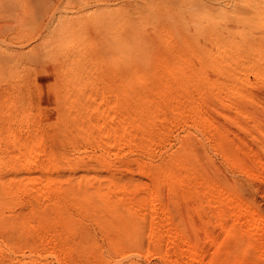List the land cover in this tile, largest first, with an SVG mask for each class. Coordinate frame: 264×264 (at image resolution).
Masks as SVG:
<instances>
[{
  "label": "bare ground",
  "instance_id": "bare-ground-1",
  "mask_svg": "<svg viewBox=\"0 0 264 264\" xmlns=\"http://www.w3.org/2000/svg\"><path fill=\"white\" fill-rule=\"evenodd\" d=\"M262 5H264V1L256 5L255 11L251 15L252 20L258 24L264 21L259 10ZM96 10L91 15V19H96L95 24H97L94 26L96 28L97 26L104 27L106 24L107 27V24L116 23L114 27L118 25L115 27L117 30L120 25L117 23L124 22L125 25L127 22L128 14L125 12L124 15L121 13L111 15L110 12H105L106 9ZM113 11L115 12V10ZM195 14V16L198 15L197 17H209L203 8ZM74 21L71 19L72 24L67 23V21L64 22V25L61 24L59 29H56L58 31L56 33L58 34L57 38L47 44L48 49L51 50L50 53L61 52L62 54L63 52V56L65 55L64 52L70 53V56H67V62L63 59L62 61L65 60L64 64L60 63V68L56 69L58 77L55 78L58 80H55L54 85L61 95V108L58 112L55 110V113H58L56 116L60 119H58L59 123L57 124L58 130L63 132V129L71 128L69 125L73 124V131L80 138L82 137L84 142L88 143V145L84 144V147L86 145L88 147L90 143H97V147L100 145L99 149L108 147L113 152L112 154H118V151H122L121 147L125 149L124 146H131L132 148L134 145L137 146L136 144L140 145L141 149L148 150L151 145L153 146V143H159L155 142L156 140H166L167 132L164 133L165 130L164 132L160 131L156 124L157 120L159 122L163 117V108H166L171 112L172 119L170 120H172L173 125L174 123L188 124L194 131L210 132L213 149L219 151L227 163L241 171H246L243 161L231 153L234 151L230 150L233 149L229 146L232 143L225 141L228 138L225 139L220 131H217L218 128H215L217 125L214 126V120L211 118L212 123L208 118L209 114L207 117L206 113L203 114L202 103L200 104V102L206 96H212L215 100L214 104L222 107H233V110H237L234 112L235 114L240 111V106L237 107L236 104L244 101H250V104H254L251 103V98L249 100L240 92V89L242 91L243 87L248 84L245 79L247 73L253 74L257 80L264 83V41L241 46L236 43L213 39L211 48L202 51L195 49L196 45L191 46L185 42L180 45L178 41L179 44L176 46L165 45L163 51L160 52L161 54L151 57L152 59L149 61L147 57L145 62L144 60L138 62L137 60L141 57L136 58L141 55L136 53L137 50L140 51L137 42L134 44L130 37L123 32L126 37L123 38V34H121L120 41L116 42L115 39L120 34L118 31L119 34L114 31L110 35L113 42L112 48L110 44L105 43L102 45L107 48L105 52L100 53L101 50H99L88 56L84 50L91 47L93 39L85 41L86 36L82 34L84 33V21L82 20V23L81 21L80 23ZM81 26L83 27L81 28ZM162 37L161 40L165 41L168 35ZM131 50L134 55L135 53L137 55L135 59H131L133 57V54L130 53ZM122 54H125V58L127 55H132L130 59H127L129 57L126 58V62L128 60L129 66L132 68L123 70V73H115L118 67L126 65ZM54 56L56 57V55ZM100 59H108L111 63L108 66L110 69L107 68L108 71H105V74L102 71L97 74L93 73V67H89ZM51 62L54 63V61ZM57 64L59 65V63ZM52 66L55 67L56 65ZM126 66L128 67V63ZM53 67H51L52 71ZM88 67L92 72L89 71ZM208 72L223 78L225 82L209 79ZM16 106L3 104L0 112V122L3 125L0 128V208H12L14 204L19 203L20 197L25 194H33L35 196L33 200L37 199L38 201L49 195H56L55 197L58 199V201L51 202L52 209L50 212L39 209L38 205H30V214L23 216L20 214L21 217L19 216L18 222L15 223L21 227L18 237L23 238L24 236L27 240L23 238V242H19L29 248L30 256H34L42 248L41 250L48 251L62 264L66 259L73 261L74 255H78L79 252L75 253V251L77 252L76 249L80 242L71 244L73 241L69 242L67 239H71L73 234L79 235V233L84 232L77 225V220L65 209V205L70 204L102 223L109 232L111 231L107 237V251H101L88 238L83 239L81 247L84 246L93 251L90 258V255L88 257L83 255L84 260L91 264H117L127 254L136 253L138 249L133 248L142 244L144 240L147 241V249L151 248L157 251L156 254L158 253L167 264H239L229 263L224 257L236 251H241L242 262L240 264L264 261V242L259 240L257 235L259 230H264V215H260L261 213L259 214L252 205L241 200L238 196V190L234 186H220V183L214 178L215 176H212L211 171H207L202 166L201 161L203 159L201 160L200 156L194 154L191 144L187 142L188 140L180 143L177 150L173 152L169 150L170 153H167L166 158L157 163L150 164L148 161V164L139 160L135 171L129 170L131 168L128 169L127 166L126 169L121 166L127 172L139 175V177H149L152 187L144 188L136 182L128 181L125 183L114 176L107 179L98 177L97 172L100 174L101 170L107 171L116 165L113 162L112 166L111 161L107 160L106 154L109 153L104 150L102 155L96 156L95 161L92 160L95 165L98 164V170L88 168L90 163L87 167V164H84L85 161L82 163L83 159L82 161L78 159V155L81 153L76 150L77 148L73 150L74 153L72 154H77V156L72 158L71 155L67 154L47 152L41 147L42 138L38 122L30 119L26 113L27 109L18 106L21 113L19 118L10 116V111ZM240 113L238 112L237 115ZM245 116L249 117L247 114ZM69 121L71 124L68 125ZM249 121H251L250 117ZM255 122L257 121L255 120ZM14 127L24 131L25 136L22 137L15 132ZM165 129L170 130L167 127ZM203 135L206 136L207 134L204 133ZM260 135L264 136V132H260ZM67 136L70 137L69 134ZM66 137L64 140L70 146L73 145L74 137ZM254 138H257L256 135ZM74 144L76 145V143ZM95 144L92 145L95 147ZM90 148L92 147L90 146ZM124 163L126 165L127 162ZM106 171L105 175L111 173ZM120 171L122 172V170ZM59 172L73 174L82 172L84 174L74 178L71 176L62 178L57 176ZM35 173L40 176L34 177L33 174ZM162 187L166 188L167 193L165 195L160 192ZM179 202L188 206L184 214H181L184 216L183 218L173 212V209L179 208ZM156 208L161 211V219L158 217L159 222L155 218L157 214L154 217ZM31 215L39 218L37 225L28 224L32 218ZM193 217H197L196 220L201 222L206 220L205 224L212 220L214 222L213 231L220 232L222 239L220 241L214 240L213 235L209 233L212 232V229L208 231L209 229L205 226L206 230L208 229L207 232L205 228L203 230L206 234L205 242L201 244L195 239L194 241L190 240L186 234L190 233V238L193 234L192 237H194L197 235H194L197 229L194 230L193 227H190L191 224L188 227L186 224V228L185 223H190ZM4 220L0 218L1 229L7 226ZM173 221H177V226ZM32 222L34 221L32 220ZM168 224H173L175 231L173 235H168L167 229L165 230V226ZM69 235L70 237L67 238ZM255 240H258L259 244ZM15 242L19 243L16 240ZM229 242L234 244L232 250ZM204 244L211 246L213 254L222 259L218 258L217 261L208 260L206 262L204 260L206 253L203 254ZM14 248L19 247L14 246ZM147 252L149 253V250Z\"/></svg>",
  "mask_w": 264,
  "mask_h": 264
},
{
  "label": "rangeland",
  "instance_id": "rangeland-1",
  "mask_svg": "<svg viewBox=\"0 0 264 264\" xmlns=\"http://www.w3.org/2000/svg\"><path fill=\"white\" fill-rule=\"evenodd\" d=\"M97 1L98 0H0V112L3 104L5 106L14 104L17 106L12 109L9 114L10 116L19 118V115L21 114L19 109H27L26 113L30 117V119L38 122V126L40 128L39 132L42 138L41 147L47 150V152L52 151V153L55 154H67L69 156L71 155L70 157L72 158L75 155L77 156V154L72 155L74 153L73 150L77 148L76 150L81 153L79 154L80 156L78 155L79 158H77L81 161L83 159L82 163H84L85 161L84 164H87V167L90 163V166L88 168H94L98 170V164L95 165L92 160H96L98 156L102 155V151L104 150L106 151V153H109L106 154V157L108 158L106 159L111 161L112 166L113 162L116 165H114V168L109 169L111 171L107 170L108 172H111L110 174L106 173L105 175L106 170H101L100 174L97 172L98 177L107 179L114 176L117 179L120 178L121 180H119L125 183L128 181L136 182L142 187L144 186V188L152 187L149 177L145 176L144 178V176H142V178L139 177V175L137 176L136 174L127 172L125 170L126 166L128 167V169L131 168L129 170L135 171L137 169V163L140 162L139 160H141V162L143 161L144 163H148V161L150 164L155 162L157 163L165 159L168 152L170 153V151L173 152L177 150L180 146V143L184 141L186 142L188 140L187 142L191 144L194 154L200 156L201 160L203 159V161H201L202 166L207 171H211L212 176H215L214 178L217 182L220 183V186H234V188L238 190V196L241 200L252 205V207H254L259 214L261 213L260 215H264V136L260 135V132H264V83L257 80L253 74L247 73L245 75V79L247 80L248 84L243 87L244 89H242V91L240 89V92L247 98H249V100L251 98V103L254 104H250V101H244L243 103L241 102L242 106L241 103H238L239 105L236 104L237 107L240 106V111H238L241 112L240 115H237L238 112L236 114L234 113L237 110H233V107H222L219 105L217 106V104H214V98L212 96L209 97V95L200 102V104L202 103V106L199 104L202 107L201 109H205L206 111L205 112L202 110L203 114L206 113V117L209 114L208 118L210 119V121L212 119L214 120V126H218H215L216 129L218 128L217 131H220V134L224 136L225 139L228 138V140L225 141H229L228 143H232V145H229L230 147H233V149L230 150H234L231 153L235 157H238L243 161V166L246 170L241 171L237 167L231 165L230 163H227L220 155L221 153L213 149V143L210 140V132H204L203 130V132L200 130L194 131V129L190 128V125L188 124L181 125L174 123L173 125L172 120H170L172 119L171 112L166 108H163L162 111V119L164 118V121L160 119V121L158 122L157 120L156 124L158 126L157 128H159L160 131L164 132L165 130L164 133L167 132V141L156 140L155 142L159 143H153V146L151 145L150 149L148 150L144 148L141 149L142 147L136 144L137 146L132 145L134 147H132L133 149L131 148V146H124L125 149L121 147L122 151H118V154H112L113 152L108 147L104 146L105 149H101L102 147L99 149L100 145L97 147V143V145L95 143H92L95 144V147L97 148H95L91 143V145L89 144V146L87 147L88 143L84 142L85 140L82 137L80 138V136L73 131V124H71L70 121L68 125L71 124L69 125L71 126V128L66 127L67 129H63V132L61 130H58L57 124L59 123V118L56 116V114L58 113H55V110L58 112L61 108V95H59L60 92L58 93L55 88V80H58L55 77H58L57 68H60L62 63L64 64V61L68 59L67 56H70V53L64 52L65 55L63 56V52L62 54L61 52H57V54H59L57 55L54 52L50 53L51 50H49L47 47L48 43L57 38L58 34L56 33H58V31L56 29L60 27L61 24L64 25V22L66 23V21L67 23H71V19L73 21H79V23L80 21L82 23L83 20V23L85 25L84 27L81 26V28L83 27L84 30V33H82L83 36H86V39L84 40L90 41L93 39V41H91L93 42L91 47H87V49L84 50L85 54H87L88 56L96 53L99 50H101L100 53H102V51L105 52L107 48L102 46L105 43L110 44L112 48L113 42L110 39V35L114 33V31L120 32V34L117 32L119 35L118 38L115 39L116 42L120 41L119 39L120 37H122L121 34L123 33L129 36L134 44L137 42V46H139L140 51L137 50L136 53L137 55L141 56L137 57L136 53L135 56L132 50L130 53L133 54L134 57H132L131 59H135V57H137L136 59L140 57L142 58L138 59V62L140 60H144L145 62V60H147V57L149 61V59H152L151 57H155L161 54L160 52L163 51V47H165V45L176 46L177 44H179V42L180 45L182 44V42H185L191 46L196 45V48H194L198 51L210 49L213 39H217L222 42H232L241 46L247 43H256L264 41V21L259 22L258 24L256 21L252 20L251 15L255 11L256 5L264 0ZM99 2H101V4H99L100 6L98 5ZM102 3H104L105 5H102ZM202 8L206 13H208V18L197 17L198 15L195 16V13H198L199 9L201 10ZM96 9H106L105 12H110L111 15H118L119 13H121V15H124L125 12L126 14H128L127 22H125V25L124 22L117 23L122 25L121 27L119 25L117 30H115V27H117L118 25L114 27V24L116 23H111L110 25L107 24V27L105 26V24L104 27L97 26L96 28L94 27L97 24H95L96 19H91V15ZM112 10H115L116 13L114 11L112 12ZM117 10H119L120 12ZM259 10L262 17H264V5L260 6ZM75 18L78 20H76ZM125 35L123 34V38L126 37ZM163 35H168V38L165 41H163V39L161 40V37ZM87 37H89L90 39H88ZM81 40L84 41L83 38H81ZM128 53L125 52V54ZM125 54H122L124 56H122V58H124V63L126 62L127 57H129L127 59H130V56H132L127 55L125 58ZM54 55H56L57 58L59 57L58 61ZM63 59L65 60L62 61ZM51 61H54V63H52ZM57 63H59V65ZM127 63L128 67L126 66ZM52 65H56L57 67H53ZM109 65H111V63L108 59H100L93 65L91 64V66L89 67H93V73L97 74L101 71L102 73L108 71L107 68L110 69V67H108ZM126 65H122L123 68L121 66L118 67L119 69L117 68V72L115 71V73H123L124 71L129 69V67L132 68V66H129L128 60L126 62ZM51 67H53V71ZM89 71L92 72L90 69ZM207 76H209V79L212 78L218 82H225L223 78L216 77L211 72H208ZM195 98H197V96H195ZM18 106L21 107L19 108ZM253 106L255 109L253 108ZM245 111L246 114L250 117L251 121H249V117L245 116ZM256 111L257 113L255 114ZM225 117L228 119H226ZM244 117H246L247 119H244ZM255 120L257 122H255ZM2 126L3 125L0 122V128ZM165 127L169 128L170 130L165 129ZM257 127H260L259 130ZM14 131L20 134L22 137L25 136L24 131L19 130L18 128L16 129L14 127ZM201 132L207 135L204 136ZM66 133L67 135L69 134L70 137H68ZM73 134L79 137L72 136ZM252 134L254 136L256 135L257 138H254ZM64 137H74L73 139H75V141H72V147L64 140ZM207 141L209 142V144ZM74 143H76V145ZM84 144L87 145L84 147ZM157 144L158 146H156ZM74 146L75 148H73ZM90 146L92 148H90ZM128 148H131L132 150ZM82 150H86V153ZM147 151L153 152L149 153ZM113 155L115 158L113 157ZM91 156L95 158H92ZM80 157L82 158L80 159ZM124 162H127L126 165ZM130 162H133L134 164ZM132 164L134 165V167ZM121 166H124L125 169H123V167ZM119 169L122 170V172ZM35 174H33V176L36 178L40 176H38V173ZM72 174L73 173L59 172V175L57 176L62 178L71 176L74 178L79 177L84 173L79 172L73 175ZM160 192L161 194L165 195L167 193L166 188L162 187ZM55 196L56 195H49L45 198L39 199L38 201L37 199L33 200V198H35L33 194H25L24 196L20 197V201H18L19 203L17 205L14 204L12 208H0V218L2 220L5 219L4 222L7 223L6 227H3L2 229L0 227V264H57L58 261L56 258H54L55 256L50 255L48 251L41 250L42 248H40L39 251L34 255L36 257L30 256L29 248L19 242H23V238H25L24 236L23 238L21 236L18 237L21 227L15 224L18 222L17 220L19 216L21 217L20 214H22V216L24 214H30V205H38L39 209H45L46 211L50 212V210L52 209L50 205L51 202H53L54 200L58 201V199H56L57 197ZM179 205V208L177 207L178 209H173V212L175 215H180L183 218L184 216L181 214H184L185 209H187L188 206H186V204H183V202H179ZM157 207L159 208V206ZM158 208H156V210ZM65 209L75 220H77V225L85 234H73V236L71 235L73 237H71L72 240L67 239V241L69 242L73 241L71 244L77 243L78 241L80 242V244H78V246L80 247L77 246V252L75 251V253L79 252L77 255L79 257H77L75 254L74 257L76 259H70L73 261H68V259H66V261L64 260L62 264H91L87 260H84L83 257L85 255V257H88V255H90V258L93 255V251L84 246V248L81 247L83 245L81 244L83 242V239L88 238L93 244L99 247L101 251H105L108 247V233H111V231L109 232L108 229L104 228L102 223L94 220L92 217L84 213V211L73 205L66 204ZM156 210L154 211L156 212L154 213V217L157 214V217L155 218L158 219L157 221L159 222V220L161 219V211L159 209L157 211ZM30 217L32 218L30 219V222H28V224L31 225L32 223L33 225H37V223L39 222V218H36V216L34 215H31ZM196 218L193 217L190 223H185V227L186 224L187 227L189 224H191L189 225L190 227H193L194 230L197 229L195 230L196 233H194V235L197 234L196 236L192 237L193 234H191L192 239L190 238V233L186 234L188 235L190 240L194 241L195 239V241L197 240L201 244L202 242H205L206 234L203 230L204 228L206 230V227L209 229H207L208 231H211L212 229V232L209 233H211L213 237L209 233L208 234L214 240L220 241L222 239V235H220V232L219 234L216 230L213 231L214 222L212 220L207 221V223L205 224L206 220L205 222H201L199 220H196ZM32 220L34 222H32ZM173 223L177 226V221H173ZM168 225L165 226V230L167 229L168 235H173V233L175 232L173 229V224H170L169 226ZM186 233H188V231H186ZM74 235H76V238L74 237ZM257 235L259 240H262V242H264V230H259ZM69 237L70 235L67 238ZM164 238L166 239L167 237ZM15 240L19 243H16ZM24 240H26V238ZM255 241L259 244L258 240ZM31 242L33 241L31 240ZM229 245L232 250V245H234L233 242H229ZM14 246H18L19 248H14ZM81 248H83L84 250H88L84 251ZM203 248V254L206 253V255H204L206 257H204V260H206V262L208 260L217 261L219 260L218 258L222 259L220 256L213 254V249H211V246L204 244ZM133 249H138V251L129 255L127 254V257L125 256V258H123L124 260H120L121 262L119 261L117 264H167L163 259H161L162 257L158 253V255L156 254L157 251L151 248L147 249L146 240H144L142 244L137 245V247ZM147 250H149V253L147 252ZM169 250L171 249L169 248ZM240 252L241 251H236L233 252V254H227V256H223L226 257L227 262L229 263L240 264L242 262ZM58 264L61 263L58 262ZM252 264H264V261L254 262Z\"/></svg>",
  "mask_w": 264,
  "mask_h": 264
}]
</instances>
